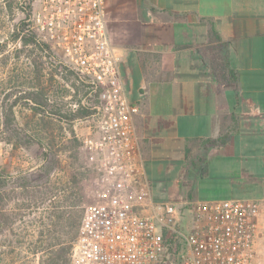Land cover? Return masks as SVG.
<instances>
[{
	"label": "crops",
	"instance_id": "0c3cea01",
	"mask_svg": "<svg viewBox=\"0 0 264 264\" xmlns=\"http://www.w3.org/2000/svg\"><path fill=\"white\" fill-rule=\"evenodd\" d=\"M107 28L155 199L264 200V0H107Z\"/></svg>",
	"mask_w": 264,
	"mask_h": 264
},
{
	"label": "built area",
	"instance_id": "2783aa9c",
	"mask_svg": "<svg viewBox=\"0 0 264 264\" xmlns=\"http://www.w3.org/2000/svg\"><path fill=\"white\" fill-rule=\"evenodd\" d=\"M32 29L96 98L78 138L96 172L71 264H264V200H157L143 164L135 118L107 28V0H34ZM74 110L79 107L73 104Z\"/></svg>",
	"mask_w": 264,
	"mask_h": 264
},
{
	"label": "rangeland",
	"instance_id": "374dc122",
	"mask_svg": "<svg viewBox=\"0 0 264 264\" xmlns=\"http://www.w3.org/2000/svg\"><path fill=\"white\" fill-rule=\"evenodd\" d=\"M33 2L0 0V175L6 177L0 195V264H47L42 249L51 213L65 210L77 217L94 201L96 189V172L78 138L88 133L89 116L69 118L73 104L90 107L97 100L56 52L42 50L44 42L30 23ZM23 25L36 36L35 43L23 44L18 31ZM193 165L197 168L180 187L189 189L190 200L197 177L205 173L203 164ZM256 247L264 259V232Z\"/></svg>",
	"mask_w": 264,
	"mask_h": 264
},
{
	"label": "trees",
	"instance_id": "16d2710c",
	"mask_svg": "<svg viewBox=\"0 0 264 264\" xmlns=\"http://www.w3.org/2000/svg\"><path fill=\"white\" fill-rule=\"evenodd\" d=\"M18 31L22 34L21 39L24 45L36 42V36L32 33L25 32L24 25L18 27ZM41 48L43 51L50 50V46L46 43L42 44ZM49 56L51 55L49 54ZM92 113L93 110L90 107L79 106L71 114L72 116L69 119H73L72 117H87ZM54 114L62 118L67 117L57 112H54ZM5 186L6 177L0 175V195ZM82 216L83 212L78 214L77 217H71L65 210L51 213L47 245L42 249V251L47 252V264H71V249L77 237Z\"/></svg>",
	"mask_w": 264,
	"mask_h": 264
}]
</instances>
